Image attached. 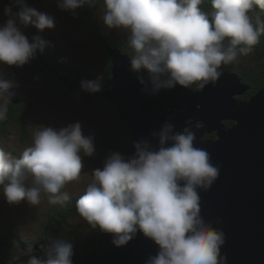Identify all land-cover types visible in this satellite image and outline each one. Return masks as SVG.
Segmentation results:
<instances>
[{
  "label": "clouds",
  "instance_id": "1",
  "mask_svg": "<svg viewBox=\"0 0 264 264\" xmlns=\"http://www.w3.org/2000/svg\"><path fill=\"white\" fill-rule=\"evenodd\" d=\"M97 0H57L64 11L75 12ZM203 0H103L101 19L109 29L128 33L131 68L139 75L143 91L155 95L177 85L204 89L223 74L220 69L240 56H247L264 34V23L249 15L264 0H211V13ZM18 6L19 11L13 8ZM8 17L0 25V63L23 67L48 46L40 35L30 42L25 29L40 32L55 27L54 18L28 6L27 0L6 5ZM151 85L150 89L148 85ZM12 81L0 79V120L15 94ZM87 93L103 90L100 79L81 81ZM177 131L165 123L152 136L153 145L134 142L135 153L109 152L102 168L93 170L91 182L76 202L78 214L93 228L113 234L116 247L125 246L138 232L159 247L146 264H227L222 255L226 242L223 229L202 215L201 191L208 190L220 174L209 152L195 147L191 124ZM201 123L196 124V129ZM94 135H85L80 122L56 129L36 128L32 141L19 157L0 149V186L10 204L27 201L32 206L47 195L51 205L70 199L64 191L79 180L83 156L95 153ZM219 223V221H217ZM44 258L31 256L29 264H73V244L49 237L40 245Z\"/></svg>",
  "mask_w": 264,
  "mask_h": 264
},
{
  "label": "water",
  "instance_id": "2",
  "mask_svg": "<svg viewBox=\"0 0 264 264\" xmlns=\"http://www.w3.org/2000/svg\"><path fill=\"white\" fill-rule=\"evenodd\" d=\"M99 39L104 41L101 36ZM105 45L113 69L112 76L101 81L103 92L81 89V81L92 79L61 76L68 92L90 101L108 99L136 140L146 139L154 146L158 139L152 133L159 132L166 122L177 131L191 124L197 136L195 147L207 150L212 163L220 168L217 179L200 196L202 215L225 232L222 255H226L227 264H264V87L250 99H241L250 86L238 74L222 72L215 84L204 89L192 91L177 85L148 94L138 79L143 75L147 80V73L131 71V57ZM14 97L11 100L18 101ZM231 119L238 121L228 128L225 121ZM197 123H201L199 129ZM212 133L216 138L205 137ZM112 240L113 234L102 231L82 264H146L159 251L141 232L125 246L116 247Z\"/></svg>",
  "mask_w": 264,
  "mask_h": 264
},
{
  "label": "rangeland",
  "instance_id": "3",
  "mask_svg": "<svg viewBox=\"0 0 264 264\" xmlns=\"http://www.w3.org/2000/svg\"><path fill=\"white\" fill-rule=\"evenodd\" d=\"M30 1L31 4L34 7H36L38 10L42 9V3L40 0H30ZM54 4L56 5V10L54 11L53 14L56 17H58L59 12H61V10L57 6V2H55ZM0 11L4 12L2 6H0ZM97 15H98V19H96V21L98 22V26L102 28V30L101 29L100 30L102 32L109 33V28H107V26L103 23L101 19L102 13H100L97 10ZM249 15L253 17V21L255 23L256 17H258L257 13H254V11L251 10V13H249ZM64 25L65 24L61 23L60 21H57V25H55L54 28L45 29L44 30L45 32L43 34H39L44 39L45 33H47L51 42L49 45L48 53L45 52L42 53L38 51L39 64L46 65L47 60L50 59V61L55 66H57L64 74H61L58 68L51 69L50 70L51 72L58 74L59 77L61 76L63 77L65 76V74H67L68 71H75V73L72 76H69L72 79H75L79 77L78 72H76L77 69L75 68V66L76 65L81 66L85 62H91L89 59L86 58L84 59V53H82L81 49H79L82 43L90 42V38L87 37V38H83L82 40L80 36L79 37L80 41L76 42L77 44L76 46L70 45L67 40L65 43L62 39ZM70 30L73 31L72 28ZM99 35L104 40L103 35L101 34ZM77 40H78V36H76V41ZM260 40H264V34L260 36ZM109 57H111L110 54ZM93 60L97 61V71H99V73H102L104 71L103 69H105L104 62L106 61L104 56L98 52V49H97V57H94ZM30 62H32V60ZM35 63L36 62H34V64ZM222 72H228V71H222ZM230 73H235V72H230ZM236 74H238L240 79H243V77L239 73ZM107 78H109V76L103 77V79H107ZM21 80H25V79H14L12 82L14 85H16V87H21V90L23 89L25 90V87L32 89L31 91L26 89L27 91L24 92L23 94L19 90L20 99L24 100V105H22L23 108L21 109V113H22V115L20 116L21 120L17 118L16 122L14 121V123H12L11 119L7 118L8 115L7 114L6 118L0 121V127L1 126L5 127L4 124L8 127H12L11 128L12 131L9 133L3 134L4 132L3 133L0 132V149L11 152L14 156L19 157L23 152V150L31 144L32 135L33 132L36 130V128L42 126H50L56 129H60L66 127L70 123L80 122L82 124L83 132L85 135H94L96 151L91 157L83 156L82 153L84 167L82 169L81 176L79 180L69 182L64 189V191H67L69 193L70 199H75V197L79 199L80 196L83 194V191L87 186V184L91 182L92 179L91 174L93 170L96 168H102L103 162L108 156V154L105 152V147L103 148L101 144V137L103 133L98 128V121L93 115V113L89 110V105L86 102L83 101V104L81 103L79 104V107H75L71 105L73 103L65 99V95H66L65 92H60L58 95L56 93H53L54 96L57 97H54L50 93L45 97V95L42 93V91L39 89V86L36 83H32L28 79H26L27 81L24 82H21ZM40 86L41 88H45L44 83L40 82ZM187 89L192 91L200 90L195 85ZM31 94L33 95V97H31ZM248 99H250V95L248 96ZM22 100L20 102H22ZM27 100L28 102L26 103ZM114 109L115 111H117V114L120 117L116 105H114ZM8 111L10 112V110ZM120 119L127 124V122L123 120L121 117ZM225 124L228 128L233 126L229 120H226ZM20 126L24 127V129H27L31 137L28 142H24L21 144L19 142V138L17 137V132L16 134L14 133L15 132L14 129L18 130ZM131 135L135 139V141H137L132 131H131ZM207 135H211V134H207ZM50 206L51 204L48 203L46 194H42L41 203L37 206H32L27 201H21L18 204H10L7 202L5 196L3 195V187L0 186V232L6 235V237L0 236L1 237L0 240L8 243L7 245H5L6 247L2 249L3 250L8 249L9 251L10 250L14 251L16 258L25 260L24 261V263L26 262L25 264H29V259L31 256H36L37 258L43 259L44 253L40 245L41 244L47 245L49 240L48 242L37 243L35 241L36 239L35 237L37 235H40L43 226L46 224L45 222L48 219L47 211ZM73 213L75 212H69L68 214V218L70 222L76 224L82 221L85 222L83 218L72 217L71 214ZM73 229H75L79 234L76 235L72 233ZM73 229L67 228V231L70 233V234L68 233L69 236H64V234L60 232L58 235L51 237L61 238L63 235L69 241H76L79 247L88 238H93L91 231L85 226L76 225V227ZM10 236H12V240H10ZM3 257L4 256H2L0 260V264H9L8 263L9 260L4 259Z\"/></svg>",
  "mask_w": 264,
  "mask_h": 264
},
{
  "label": "trees",
  "instance_id": "4",
  "mask_svg": "<svg viewBox=\"0 0 264 264\" xmlns=\"http://www.w3.org/2000/svg\"><path fill=\"white\" fill-rule=\"evenodd\" d=\"M201 9L205 12L211 13L212 11V5L211 0H203V3L200 5ZM95 8L103 14V0H97ZM89 6L84 8H79V10H76L77 12L80 11V15L84 17H88L86 13L89 12ZM254 13H257V16L260 18L261 23H264V10H261L257 7H254L252 9ZM75 11V12H76ZM69 11L65 15V22L68 23L72 20V17L77 16V13ZM251 13V11H250ZM71 19V20H70ZM98 19V15L96 14L95 22L96 27L95 33L97 37L98 42V52L101 53L105 61L104 62V71L102 73H99V71H90L87 67H83V73L82 77L85 79H93L94 81L97 79H100V81L103 80V77L112 76V69H113V63L111 57H109L108 50L106 47V43L109 44L111 47H117L122 50L123 53L128 54L129 57L132 56V50L127 45V36L128 33L123 29H109V33L102 32V28L98 26V22L96 21ZM89 21V20H88ZM71 22H75L76 24L78 21L72 20ZM84 26V25H83ZM86 28L89 30L91 29V26L85 25ZM84 26V28H85ZM82 27V26H81ZM101 29V30H100ZM84 30V29H83ZM122 31V32H121ZM99 34L103 35L104 41H101L99 39ZM99 35V36H98ZM106 40V41H105ZM260 43V44H259ZM259 43H257L252 51L247 56H240L237 61L233 62L229 65H224L220 69V71H228V72H235L239 73L243 79L242 81L245 84H248L250 86V90L240 97L241 99L248 98L249 95L256 92L258 89H261L264 87V40H259ZM54 65V64H53ZM55 66V65H54ZM76 72H78L76 70ZM70 74H74L75 71H69ZM246 76V77H245ZM45 82V90L47 93L49 91L50 94L54 96L53 93H56L57 95L60 92H65V99L73 104L75 107H79V103L83 101L86 102L89 105V110L93 113L95 118L98 121V128L102 131L103 135L101 137V144L103 148L105 147V152L109 154V152H120L121 154L125 156H131L135 152L134 148V142L135 139L131 135V130L129 126L120 119V117L117 114V111L114 109V105L106 98L104 97H98L95 100L88 101L87 99H84L80 96L72 95L68 92V86L66 83H64L58 74H51L50 79H44ZM32 83H36L33 80H29ZM37 84V83H36ZM47 85V86H46ZM103 92V90L101 91ZM31 97L33 95L31 94ZM76 98V99H75ZM28 100L26 101V103ZM24 104V100L21 102ZM8 110L10 112H7V118L11 119V122H16V119L18 118L21 120V107L17 106L16 108L12 105H8ZM115 118V119H114ZM1 121V120H0ZM111 121V122H110ZM5 127H0V132L3 134L9 133L12 131V127H8L4 124ZM15 130V134L17 132V137L19 138V142L24 143L28 142L30 137V133L27 129H24V127H19L18 130ZM205 137L210 138H216L215 133H212L211 135H206ZM78 198L75 197V199H70L63 204H56L51 205L48 209V219L45 222L46 224L43 226V229L41 230L40 235H37L34 239L37 243L41 242H48L49 237L58 235L60 232L64 234V236H69V232L67 231V228H75L76 225L85 226L91 231V234L93 235V238H88L85 240L82 245L79 247L76 241H70L73 244V256L72 261L73 264H82L83 261L86 258V255L92 250L93 246L98 241V238L102 231L99 228L93 229L87 221L79 222L78 224L70 222L68 218L69 212H75L71 214L72 217L75 218H82L77 212L76 209V202ZM75 201V202H74ZM69 233V234H68ZM74 234L78 235L79 233L73 229ZM62 235V234H61ZM0 236H5L4 233L0 232ZM62 235L61 238L66 239ZM75 236V235H72ZM0 237V238H1ZM20 239V238H19ZM10 240H12V236H10ZM8 243L5 241L0 240V260L2 256H4V259L9 260V264H25V260L17 259L14 251L8 250V249H2L5 248Z\"/></svg>",
  "mask_w": 264,
  "mask_h": 264
},
{
  "label": "flooded vegetation",
  "instance_id": "5",
  "mask_svg": "<svg viewBox=\"0 0 264 264\" xmlns=\"http://www.w3.org/2000/svg\"><path fill=\"white\" fill-rule=\"evenodd\" d=\"M42 3V9L38 10L36 7H34L31 4L30 0H27V4L30 7H33L35 9H37L40 12L43 13H47L48 15L52 16L54 18L55 21V25H57V21H60L61 23L65 24L63 27V41L66 43V40L68 41V43L70 45L76 46V42L80 41V36L81 39L83 40V38H90V42H84L80 45L79 49H81V52L84 53V59H89L91 62H85L83 65L78 66L76 65L75 68L78 71V75H80L81 77H85L86 76H82L83 73V67H87L90 71H97V61L93 60L94 57H97V49H98V42H97V37H96V33H95V29H97L96 27V22H95V17L97 14V9L95 7H89V12L86 13L88 15V17H86L84 15L81 16L80 11H76L77 16L72 17V20L78 21V23L76 24L75 22H71L69 21L68 23L65 22V15L67 12L69 11H64L61 10V12H59V16L56 17L53 13L56 10V5L54 4L55 2H57V0H40ZM14 0H0V6L3 7V9L5 8L6 5L9 4H13ZM52 2V3H51ZM54 4V5H53ZM85 7H87V5H85ZM51 8V9H50ZM14 11H19L20 8L18 6H15L13 8ZM59 10V9H58ZM79 10V9H77ZM75 12V14H76ZM8 19V17H6L4 12L0 11V25H3L6 20ZM60 19V20H58ZM89 20V21H88ZM63 21V22H62ZM91 26V29H87L86 26L84 28V26ZM82 26V27H81ZM73 29V31H71L70 29ZM84 29V30H83ZM25 34L26 36L29 38L30 42L32 40V37L36 36V34H43L45 31L40 32L38 29H36L33 26H29L27 27L25 30ZM69 36V38H68ZM76 36H78V40L76 41ZM67 37V38H66ZM45 41L49 42L48 46L45 47V49L43 50L42 53H48L49 52V45H50V39L49 36L47 35V33H45ZM78 61V60H77ZM34 62H36L34 64ZM58 68L57 66H54L53 63L50 61V59L47 60L46 65L43 64H39V54L37 53L36 58L32 59V62H29L28 64H25L23 67H16V66H9L5 63H0V79H4L6 81H13L14 79H25V80H21V82L27 81L28 80H33L37 83V85L39 86V89L42 91V93L45 95V97L49 94V91L47 93L45 88H41L40 86V82L43 83L45 82L44 79H50V74H55L54 72H51V69H56ZM58 70L61 72V74H64L59 68ZM68 75V76H67ZM69 76H72V74L69 73V71L67 72V74H65V77L71 78ZM17 81V80H16ZM18 82V81H17ZM19 83V82H18ZM47 86V85H46ZM20 90V92L23 94L24 92H26L28 90L31 91L32 88H27L25 87V90H21V87H16ZM57 97V96H54ZM76 99V98H75ZM22 100V99H21ZM23 101V100H22ZM70 101V100H69ZM82 102H80L79 104H81ZM8 105H12L13 107H17L20 106L21 109L23 108L21 102H16L11 100V102L8 103ZM7 105V107H8ZM230 123L232 124L233 122L231 120H229Z\"/></svg>",
  "mask_w": 264,
  "mask_h": 264
},
{
  "label": "bare ground",
  "instance_id": "6",
  "mask_svg": "<svg viewBox=\"0 0 264 264\" xmlns=\"http://www.w3.org/2000/svg\"><path fill=\"white\" fill-rule=\"evenodd\" d=\"M98 36H99V35H98ZM105 41H106V40H105ZM12 89H13V91H14V93H15V97H14V98H16V99L18 100V101H16V102L19 103V102L21 101L20 96H19V89H18V88H15V87H13ZM84 99H86V98H84ZM95 99H96V98L91 99V100L93 101V100H95ZM87 100H88V99H87ZM89 101H90V100H89ZM231 121L233 122L232 125L235 126V124L237 123L236 121H238V120L235 121V120H232V119H231ZM231 129H232V128H231Z\"/></svg>",
  "mask_w": 264,
  "mask_h": 264
},
{
  "label": "crops",
  "instance_id": "7",
  "mask_svg": "<svg viewBox=\"0 0 264 264\" xmlns=\"http://www.w3.org/2000/svg\"><path fill=\"white\" fill-rule=\"evenodd\" d=\"M16 154V153H15Z\"/></svg>",
  "mask_w": 264,
  "mask_h": 264
}]
</instances>
